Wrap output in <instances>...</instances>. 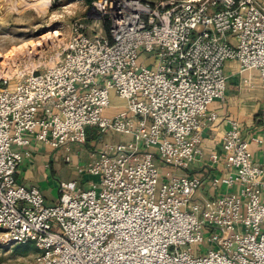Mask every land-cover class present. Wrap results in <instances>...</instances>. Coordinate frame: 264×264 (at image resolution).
I'll return each instance as SVG.
<instances>
[{
    "label": "built area",
    "instance_id": "obj_1",
    "mask_svg": "<svg viewBox=\"0 0 264 264\" xmlns=\"http://www.w3.org/2000/svg\"><path fill=\"white\" fill-rule=\"evenodd\" d=\"M95 6L96 32L76 20L56 63L0 89L3 240L34 244L35 264H264V164L252 150L264 154V132L248 140L230 121L223 153L211 155L224 162L215 196H198L203 178L187 172L217 118L210 105L226 96V62L239 64L245 87L256 72L264 89V0ZM113 94L125 106L110 116ZM89 127L123 136L77 167L98 181H62L52 205L19 182L33 142L69 149L86 143Z\"/></svg>",
    "mask_w": 264,
    "mask_h": 264
},
{
    "label": "crops",
    "instance_id": "obj_2",
    "mask_svg": "<svg viewBox=\"0 0 264 264\" xmlns=\"http://www.w3.org/2000/svg\"><path fill=\"white\" fill-rule=\"evenodd\" d=\"M225 72L228 76V86L224 100H216L210 105V110L216 112L215 121L208 122L202 132L203 154L187 170L192 175H200L203 178V186L198 196L212 197L220 190L212 187L211 178L222 173L224 162L213 163L212 154H222V143L225 132L230 128L231 120L241 123L243 136L250 140L254 136H260L264 132V89L260 85L257 73L253 72L254 86L245 87L243 80L245 75L241 74L239 64L230 60L226 62ZM118 108L125 103L113 94V100ZM118 108L110 107L106 110L107 115H114ZM117 135L103 136L96 127L87 129V144L91 150L86 151L85 144H73L69 149H54L49 145L33 142L28 148L30 156L24 158L17 173L19 182L26 185L38 186L50 205L58 202L59 187L62 180L58 177L69 166V179H78L81 185L87 184L88 175L80 176L77 173L79 165L88 164L95 153L104 143L117 141ZM252 150L257 161L264 164V154L261 149L252 143ZM66 155H71V162H66ZM224 188L221 189L223 191Z\"/></svg>",
    "mask_w": 264,
    "mask_h": 264
},
{
    "label": "rangeland",
    "instance_id": "obj_3",
    "mask_svg": "<svg viewBox=\"0 0 264 264\" xmlns=\"http://www.w3.org/2000/svg\"><path fill=\"white\" fill-rule=\"evenodd\" d=\"M96 1L0 0V89L14 85L16 80L31 72L45 71L56 63L73 34L72 26L76 20L82 19L89 24V34L96 32L93 23L101 17ZM106 21H110L109 16L102 17V33H106ZM145 57L142 53L140 62ZM5 78L8 79L6 84L3 82ZM117 136L123 139L122 135ZM86 146V151L91 150L90 144L86 143ZM68 171L67 165L58 178L68 181ZM87 178L88 181H98L96 176L88 175ZM201 246L204 251L208 250L205 244ZM37 253L34 244L6 243L0 230V264H35Z\"/></svg>",
    "mask_w": 264,
    "mask_h": 264
},
{
    "label": "trees",
    "instance_id": "obj_4",
    "mask_svg": "<svg viewBox=\"0 0 264 264\" xmlns=\"http://www.w3.org/2000/svg\"><path fill=\"white\" fill-rule=\"evenodd\" d=\"M109 28H110V21H106L104 24V29H105L106 34H109ZM27 244H31V243H27Z\"/></svg>",
    "mask_w": 264,
    "mask_h": 264
},
{
    "label": "bare ground",
    "instance_id": "obj_5",
    "mask_svg": "<svg viewBox=\"0 0 264 264\" xmlns=\"http://www.w3.org/2000/svg\"><path fill=\"white\" fill-rule=\"evenodd\" d=\"M118 98V97H117ZM118 99H120V98H118ZM122 102H123V100L122 99H120ZM124 106H125V103L123 104V106L122 107H119L118 108V106H117V104L115 103V99L113 100V108H118V110H121V109H123L124 108Z\"/></svg>",
    "mask_w": 264,
    "mask_h": 264
}]
</instances>
